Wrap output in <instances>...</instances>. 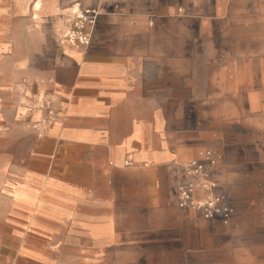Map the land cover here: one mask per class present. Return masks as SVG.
<instances>
[{
    "label": "crops",
    "instance_id": "0c3cea01",
    "mask_svg": "<svg viewBox=\"0 0 264 264\" xmlns=\"http://www.w3.org/2000/svg\"><path fill=\"white\" fill-rule=\"evenodd\" d=\"M72 5L98 14L87 47L60 42ZM3 19L0 94L54 116L0 161V264L220 262L241 119L264 102V0H0ZM201 150L227 226L178 207Z\"/></svg>",
    "mask_w": 264,
    "mask_h": 264
},
{
    "label": "rangeland",
    "instance_id": "374dc122",
    "mask_svg": "<svg viewBox=\"0 0 264 264\" xmlns=\"http://www.w3.org/2000/svg\"><path fill=\"white\" fill-rule=\"evenodd\" d=\"M73 6L67 7L66 15L61 19L58 17L60 35L65 32L68 20H71V10L76 9ZM39 23L37 21L36 28L45 31ZM14 26L15 23L8 19L0 21V77L8 75V67L13 61L10 30ZM23 30L30 33L32 27H23ZM13 99V96L0 94V161L29 149L33 142L32 133L51 121L45 122L42 114L34 121L32 112L40 111L25 106L20 108ZM246 104L243 103V109H246ZM261 105V110L253 114V118L243 116L241 119L242 141L233 155L239 166L230 176L229 183L234 192L226 197L236 207V220L232 227L222 229L210 241V253L222 256L217 264H264V102ZM221 239H224V244ZM196 260L194 264H203Z\"/></svg>",
    "mask_w": 264,
    "mask_h": 264
},
{
    "label": "built area",
    "instance_id": "2783aa9c",
    "mask_svg": "<svg viewBox=\"0 0 264 264\" xmlns=\"http://www.w3.org/2000/svg\"><path fill=\"white\" fill-rule=\"evenodd\" d=\"M73 7L76 9L71 10V20H68L65 32L60 35V42L87 47L98 14L94 9H81L78 5ZM52 116L48 109L44 121L52 120ZM218 161L219 157L210 150H201L195 159L185 165L177 204L179 209L194 212L203 220H217L227 226L234 211L224 196L216 192L217 185L210 175V170L216 167ZM198 191L204 194L203 198H196Z\"/></svg>",
    "mask_w": 264,
    "mask_h": 264
},
{
    "label": "bare ground",
    "instance_id": "6f19581e",
    "mask_svg": "<svg viewBox=\"0 0 264 264\" xmlns=\"http://www.w3.org/2000/svg\"><path fill=\"white\" fill-rule=\"evenodd\" d=\"M39 7L40 6H38V5H36V6H34V8H36V9H39ZM33 18V17H32ZM33 115H36L37 114V111H33V113H32ZM258 120V119H257ZM263 123V122H262ZM262 130V129H261Z\"/></svg>",
    "mask_w": 264,
    "mask_h": 264
}]
</instances>
